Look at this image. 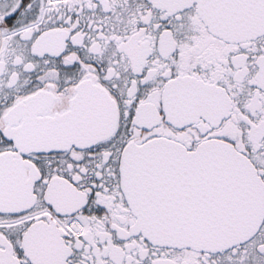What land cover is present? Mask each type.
Here are the masks:
<instances>
[{
	"label": "snow or ice",
	"instance_id": "obj_1",
	"mask_svg": "<svg viewBox=\"0 0 264 264\" xmlns=\"http://www.w3.org/2000/svg\"><path fill=\"white\" fill-rule=\"evenodd\" d=\"M0 264H264V0H0Z\"/></svg>",
	"mask_w": 264,
	"mask_h": 264
}]
</instances>
